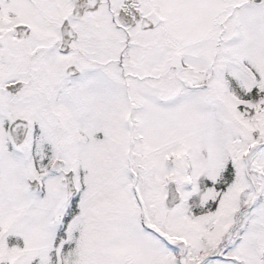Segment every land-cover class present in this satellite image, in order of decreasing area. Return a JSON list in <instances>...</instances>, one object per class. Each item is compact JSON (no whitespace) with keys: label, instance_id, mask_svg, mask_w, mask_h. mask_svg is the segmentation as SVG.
Here are the masks:
<instances>
[{"label":"snow or ice","instance_id":"snow-or-ice-1","mask_svg":"<svg viewBox=\"0 0 264 264\" xmlns=\"http://www.w3.org/2000/svg\"><path fill=\"white\" fill-rule=\"evenodd\" d=\"M0 264H264V0H0Z\"/></svg>","mask_w":264,"mask_h":264}]
</instances>
